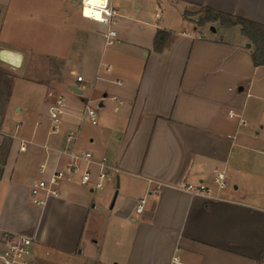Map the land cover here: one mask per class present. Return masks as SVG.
<instances>
[{
  "label": "crops",
  "instance_id": "1",
  "mask_svg": "<svg viewBox=\"0 0 264 264\" xmlns=\"http://www.w3.org/2000/svg\"><path fill=\"white\" fill-rule=\"evenodd\" d=\"M37 1L0 0V55L13 53L12 62L0 58V250L3 232L13 231L35 239V259L57 254L69 264H170L175 254L186 264H264V64H254L240 25L199 26L192 17L207 6L264 25V0H111L113 42L79 0ZM24 5L34 21L43 11L57 28L75 23L81 48L9 40L7 25ZM40 55L44 71L31 73ZM59 96L65 108L53 132ZM87 102L98 108L97 125L83 116ZM83 151L120 169L108 188L92 190L77 175L34 203L32 183ZM215 167L229 183L220 199L180 187L210 182Z\"/></svg>",
  "mask_w": 264,
  "mask_h": 264
},
{
  "label": "built area",
  "instance_id": "2",
  "mask_svg": "<svg viewBox=\"0 0 264 264\" xmlns=\"http://www.w3.org/2000/svg\"><path fill=\"white\" fill-rule=\"evenodd\" d=\"M82 14L92 20L93 29L107 37L109 42H113L117 37V29L115 28L117 23V10L111 5V0H106L103 9L94 3H89L88 0H79ZM92 9L93 12L100 14V19H97L95 15L86 16L87 9ZM151 10L155 14L156 19L164 17V11L161 3L157 2L156 7H152ZM109 69V67H107ZM82 80L81 77H78ZM65 99L59 96L50 107V118L52 122V131H59L64 114ZM233 113V112H232ZM83 116L97 125L99 123V111L98 108L93 107L89 102L85 104ZM0 116V127H1ZM242 123L247 125V121L242 119ZM1 131V130H0ZM72 138L69 135V139ZM25 144H22L20 149L25 150ZM71 161L64 166L55 169L48 177L36 180L31 185V195L33 202L42 204L44 199L41 198V193L45 195L58 194L61 185L64 182H73L76 176H79L81 184L88 186L92 190H104L109 182L116 179L120 169L113 165L107 156H102L99 159H95L92 151H83L81 153L71 152ZM84 163V166H81ZM92 164L98 167L97 178L93 179ZM212 180H200L197 183L184 182L180 187L192 193L211 194L215 199H220L222 192L228 187L227 172L224 168L215 167L211 171ZM146 197H141L136 211L142 212ZM2 249L0 250V264H36L34 244L35 239L29 235L20 234L13 231H4L2 236ZM170 264H186L184 263L178 254L172 257Z\"/></svg>",
  "mask_w": 264,
  "mask_h": 264
},
{
  "label": "rangeland",
  "instance_id": "3",
  "mask_svg": "<svg viewBox=\"0 0 264 264\" xmlns=\"http://www.w3.org/2000/svg\"><path fill=\"white\" fill-rule=\"evenodd\" d=\"M35 1V0H34ZM37 1V0H36ZM38 2V1H37ZM22 10L19 14V17L17 18L18 15H14L12 16V19L10 21V23L7 25V28L5 30L4 35L9 38V40L18 43V44H24V45H35L37 47H39V49H50L51 45H53L54 43L57 45H62L61 46V50L62 52H64L63 50H67L66 45L68 46V48H71V45H73V48H77L76 51H78V49L81 48V41L83 39V37H85V35L81 32V29L77 28L74 26L75 23H72L71 20L68 21L67 26H65L64 28L60 29L55 27L53 24L55 22V18H50V22H52L53 26L50 25L49 23L47 24L46 21V14L41 11V21H39V19H36L37 21H34L36 17L32 16L31 13L32 12H36L35 10H33L30 5V7L27 8V6H22ZM53 12V11H52ZM96 13V12H95ZM39 14V13H36ZM35 14V15H36ZM40 15V14H39ZM192 14L189 13V15L187 16V19L190 20V16ZM199 14H195L192 15L193 18V23L197 25L196 20L199 18ZM40 18V16H39ZM187 21V20H185ZM72 24V25H71ZM209 30H211L209 28ZM62 31V32H61ZM61 32V34L59 33ZM49 40H51L52 43H49ZM53 40L55 42H53ZM67 42V44H66ZM66 44V45H65ZM40 58H38V60L33 61V65L31 66V73H38L39 71L43 72L44 70H41V67L44 66V57H41V55L39 56ZM40 59H42L41 61H39ZM30 86H34V85H30ZM40 88V87H39ZM32 92V91H30ZM14 99H21V100H25L26 99V95L22 94V91H15V93L13 94ZM0 130H2V126L0 127ZM263 145H261L260 147H264V141L262 142ZM260 160H259V167L260 170L264 172V154L260 153ZM264 178V177H263ZM112 182H109L107 184V186H109ZM108 187H106L105 189H107ZM104 189V190H105ZM228 190V189H227ZM225 190V191H227ZM224 191V192H225ZM34 252L35 251V247H34ZM57 254H53L52 256H47L43 253H41L36 259L35 262L36 264H69L70 262H67V258L66 256H63L62 258L64 259V262H59L57 261L58 256H56ZM77 261H74L73 263H76L79 261L78 264H82V260L81 258L78 257Z\"/></svg>",
  "mask_w": 264,
  "mask_h": 264
},
{
  "label": "trees",
  "instance_id": "4",
  "mask_svg": "<svg viewBox=\"0 0 264 264\" xmlns=\"http://www.w3.org/2000/svg\"><path fill=\"white\" fill-rule=\"evenodd\" d=\"M189 13L186 12L185 16ZM219 21L222 26L240 25L242 33L254 44L252 58L255 65L264 64V25L253 20L216 11L210 7H202L201 14L196 20L197 25L204 26L207 23ZM161 34H159L160 36ZM165 38V34H164Z\"/></svg>",
  "mask_w": 264,
  "mask_h": 264
},
{
  "label": "clouds",
  "instance_id": "5",
  "mask_svg": "<svg viewBox=\"0 0 264 264\" xmlns=\"http://www.w3.org/2000/svg\"><path fill=\"white\" fill-rule=\"evenodd\" d=\"M89 3H94L97 6L101 7V9H103L104 7V3H106V0H88ZM98 14V15H97ZM86 16H93L95 15L97 19H100V14L99 13H94L92 9H87L85 12Z\"/></svg>",
  "mask_w": 264,
  "mask_h": 264
},
{
  "label": "bare ground",
  "instance_id": "6",
  "mask_svg": "<svg viewBox=\"0 0 264 264\" xmlns=\"http://www.w3.org/2000/svg\"><path fill=\"white\" fill-rule=\"evenodd\" d=\"M12 55H13L12 52L7 51V50H2V51H1L0 58L3 59V60H7V61H8V60H9L8 57H9V56H12ZM11 59H12V58H11ZM11 59H10L9 61L12 62Z\"/></svg>",
  "mask_w": 264,
  "mask_h": 264
},
{
  "label": "water",
  "instance_id": "7",
  "mask_svg": "<svg viewBox=\"0 0 264 264\" xmlns=\"http://www.w3.org/2000/svg\"><path fill=\"white\" fill-rule=\"evenodd\" d=\"M211 30L215 31L216 29H215V27H214V26H212Z\"/></svg>",
  "mask_w": 264,
  "mask_h": 264
},
{
  "label": "snow or ice",
  "instance_id": "8",
  "mask_svg": "<svg viewBox=\"0 0 264 264\" xmlns=\"http://www.w3.org/2000/svg\"><path fill=\"white\" fill-rule=\"evenodd\" d=\"M98 15V14H97Z\"/></svg>",
  "mask_w": 264,
  "mask_h": 264
}]
</instances>
